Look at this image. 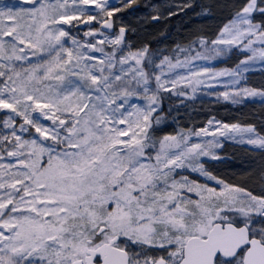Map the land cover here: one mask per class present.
Here are the masks:
<instances>
[{
  "label": "snow or ice",
  "instance_id": "1",
  "mask_svg": "<svg viewBox=\"0 0 264 264\" xmlns=\"http://www.w3.org/2000/svg\"><path fill=\"white\" fill-rule=\"evenodd\" d=\"M135 2L0 0V264H264V171L256 194L202 162L220 137L264 149V135L214 116L155 127L169 90L264 98L244 75L264 61V0H233L215 38L174 56L117 29ZM233 46L251 53L234 68L195 63Z\"/></svg>",
  "mask_w": 264,
  "mask_h": 264
},
{
  "label": "trees",
  "instance_id": "2",
  "mask_svg": "<svg viewBox=\"0 0 264 264\" xmlns=\"http://www.w3.org/2000/svg\"><path fill=\"white\" fill-rule=\"evenodd\" d=\"M233 0H194L178 14L172 15L163 22L148 23L140 33L139 42L147 43L159 56H174L176 45L186 46L200 35H212L218 27L231 16L228 7ZM210 7L209 12L203 9ZM183 57L181 56V59ZM230 58L227 61L231 62ZM264 85V70L257 77ZM176 92H167L162 98L161 108L164 118L155 126L164 133H175L181 128L198 129L210 117L225 122L253 124L257 132L264 135V102L244 103L237 106L208 100L199 102L185 98ZM261 171H264V150H254L225 143L219 152V158L212 163V172L229 182L239 183L252 191H259Z\"/></svg>",
  "mask_w": 264,
  "mask_h": 264
},
{
  "label": "rangeland",
  "instance_id": "3",
  "mask_svg": "<svg viewBox=\"0 0 264 264\" xmlns=\"http://www.w3.org/2000/svg\"><path fill=\"white\" fill-rule=\"evenodd\" d=\"M193 1L194 0H136V2L133 5H131L129 8L123 9L122 13L114 14L117 17L116 27L118 29V27L120 26V22L123 21L128 26V30L126 32V40L130 42L133 47H140L144 44V42H139L141 40L140 33H142L141 31L147 28L148 23L163 22L172 16L168 14L169 12L173 13V15L178 14L181 11H183V9L186 8L185 5L189 6ZM6 2L20 3L21 0H6ZM110 2L115 4L117 7H119L121 0H110ZM157 13L160 14V18L152 19V17L156 16ZM226 22L227 21L223 22L215 32H212V35H209V37L215 38V35L218 33L220 27H222L223 24ZM133 29L135 31H133ZM81 38H83L82 32H81ZM259 46L260 45H257V47ZM244 55H251V53L248 52L247 50H242L237 46H233L232 50L227 52L223 56H218L210 61L197 60L195 61V63L216 69L234 68L241 60H243ZM230 58H232L233 60L231 62H228L227 60ZM263 70H264V61L256 60L252 62L249 65V71L244 74L247 77V83L253 87H260L261 83L258 81L257 77L259 76V73ZM180 87L183 88L184 86L181 85ZM212 90L223 91V88L219 85H212L211 87L205 85L202 86L195 93V95H189L186 96L185 98L196 100L199 102L213 100L215 102L228 104L233 107L244 103L264 102V98L256 96V97L244 98L243 103L232 104L230 101H224L222 99L218 100L216 96L209 95L208 94L209 91ZM169 92H174V91L169 90ZM6 112L7 110H0V120L3 119ZM205 124L206 122L203 123V125H201L199 128L203 127ZM219 139L222 141V145L216 149L218 155L225 143L241 145L243 147L254 150H264V149H260L258 146L249 145L247 143H240L238 140H230L227 139L226 137H220ZM215 160L217 159H214L212 157L202 158V162H204L205 167L210 171H212V163ZM255 193L256 194L261 193V186L259 191H255Z\"/></svg>",
  "mask_w": 264,
  "mask_h": 264
}]
</instances>
